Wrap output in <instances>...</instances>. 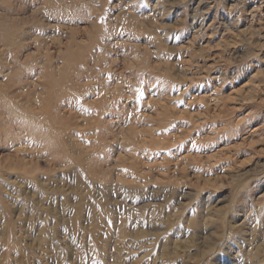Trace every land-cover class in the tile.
<instances>
[{
  "label": "rangeland",
  "instance_id": "374dc122",
  "mask_svg": "<svg viewBox=\"0 0 264 264\" xmlns=\"http://www.w3.org/2000/svg\"><path fill=\"white\" fill-rule=\"evenodd\" d=\"M0 264H264V0H0Z\"/></svg>",
  "mask_w": 264,
  "mask_h": 264
},
{
  "label": "snow or ice",
  "instance_id": "6c2138e0",
  "mask_svg": "<svg viewBox=\"0 0 264 264\" xmlns=\"http://www.w3.org/2000/svg\"><path fill=\"white\" fill-rule=\"evenodd\" d=\"M34 6H35V5H33V7H34ZM137 91H139V92H140V95H143L142 91H140L139 89H138Z\"/></svg>",
  "mask_w": 264,
  "mask_h": 264
}]
</instances>
